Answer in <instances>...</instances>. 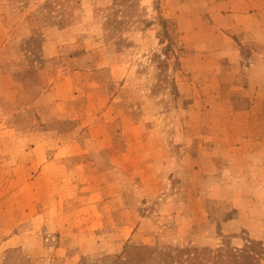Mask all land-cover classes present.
<instances>
[{
  "label": "rangeland",
  "instance_id": "1",
  "mask_svg": "<svg viewBox=\"0 0 264 264\" xmlns=\"http://www.w3.org/2000/svg\"><path fill=\"white\" fill-rule=\"evenodd\" d=\"M143 247L264 264V0H0V264Z\"/></svg>",
  "mask_w": 264,
  "mask_h": 264
},
{
  "label": "trees",
  "instance_id": "2",
  "mask_svg": "<svg viewBox=\"0 0 264 264\" xmlns=\"http://www.w3.org/2000/svg\"><path fill=\"white\" fill-rule=\"evenodd\" d=\"M136 249L137 248L132 249V250L135 251ZM155 249L156 248H153V247L152 248H150V247L141 248L140 250H143V253L139 254L141 257H138V258H140V259H136V260L132 261V263L145 264L148 259L149 260L152 259L153 255L158 254V255H160V258L156 259L155 261L162 260V257H164L162 260L163 264H182L183 261H185V264H201L200 263V260H201L200 256L196 253H193V252L198 251L196 249H193L192 252L191 251L186 252L184 249L178 250V253H176V254H171L170 251H168V252H157ZM183 255H185L184 260L182 257ZM251 255H255V253L254 252H253V254L248 253V255L245 257L246 260L252 261L254 258ZM228 257L231 258L232 260L237 259V257H235V256H228ZM141 259L143 260L142 263L140 262ZM158 262H160V261H158ZM114 264H124V263L120 262V260L117 259ZM229 264H232V263H229Z\"/></svg>",
  "mask_w": 264,
  "mask_h": 264
}]
</instances>
